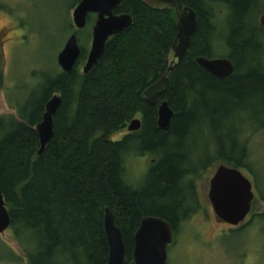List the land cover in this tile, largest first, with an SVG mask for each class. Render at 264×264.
<instances>
[{"label":"trees","instance_id":"16d2710c","mask_svg":"<svg viewBox=\"0 0 264 264\" xmlns=\"http://www.w3.org/2000/svg\"><path fill=\"white\" fill-rule=\"evenodd\" d=\"M177 1L196 13L197 29L171 72L174 10L121 0L114 14L131 16L133 24L108 40L87 75L79 72L88 55L82 38L85 32L91 38L95 15L88 16L84 30L73 31L81 55L72 73L47 78L38 87L40 97L32 92L17 105L18 120L0 117V191L11 219L8 230L28 264H106V208L123 234L126 264H133V238L145 217L166 220L176 234L179 223L194 213L187 208L192 192L182 185L190 172L184 140L192 127L210 116L217 122L231 120L230 130L236 133L233 120L247 102L264 107V27L257 22L264 0ZM221 49L226 56H214ZM198 57L228 58L234 72L227 79L214 78L196 64ZM165 75L159 101H167L174 116L161 130L157 108L143 94ZM3 85L0 67V91ZM54 94L62 97L54 137L39 156L35 128ZM136 118L142 122L140 131L111 140ZM229 141L228 151L219 143L214 161L247 167L246 143L239 146L237 137ZM135 154L153 157L141 188L129 182L125 167ZM0 248V260H17L10 247L0 243Z\"/></svg>","mask_w":264,"mask_h":264},{"label":"rangeland","instance_id":"374dc122","mask_svg":"<svg viewBox=\"0 0 264 264\" xmlns=\"http://www.w3.org/2000/svg\"><path fill=\"white\" fill-rule=\"evenodd\" d=\"M77 1L0 0V67L4 74L0 117L18 120L17 105H22L32 92L40 97L38 87L61 72L57 56L75 30L72 14ZM224 12L221 8L219 15ZM82 39L89 51L92 36L89 39V32H85ZM226 54V49L214 51L217 57ZM173 60L171 54L170 61ZM79 72L82 73V66ZM247 104L233 120L236 133L230 130L231 120L217 122L206 116L184 140L186 168L190 172L182 185L190 188L194 200L189 201L187 208L195 210L179 223L168 248L167 264H264V129L260 128L264 124V107L256 101ZM125 134L111 140H121ZM236 137L239 146L240 142L246 143L249 154L247 167L238 170L254 183L255 195L250 220L231 227L216 221L206 187L220 165L228 166L214 161L215 149L220 143L228 151L229 140L236 141ZM152 161L149 155L135 154L126 159L127 178L134 187L145 186ZM0 243L10 247L17 257L13 262L0 260V264H28L9 230L0 234Z\"/></svg>","mask_w":264,"mask_h":264},{"label":"water","instance_id":"95a60500","mask_svg":"<svg viewBox=\"0 0 264 264\" xmlns=\"http://www.w3.org/2000/svg\"><path fill=\"white\" fill-rule=\"evenodd\" d=\"M155 11L174 10L176 13V37L172 46L174 61L179 64L188 51L191 39L197 29V15L189 7H179L177 0H142ZM121 0H80L72 14L73 27L76 31L84 30L89 15H95L91 32V44L87 59L82 67V74L87 75L102 58L108 40L129 29L133 18L127 14L115 15ZM264 27V14L260 18ZM81 55L77 34L73 33L67 39L62 51L57 56V64L61 72L71 74ZM196 64L208 74L217 79H227L234 72V65L228 58L207 59L198 57ZM167 75L149 87L143 94L147 104L157 108V127L161 130L169 128L174 116L167 101H159L163 93L164 81ZM62 103V97L54 94L45 105V112L35 131L39 140L41 156L49 142L54 137V117ZM142 122L132 120L127 131L135 133L141 130ZM209 201L217 222L230 226L242 223L251 210L253 200L251 182L237 168L220 165L209 184ZM11 225L3 195L0 191V234ZM104 233L108 244V260L106 264H126L127 249L123 234L116 225L115 217L110 210H104ZM174 241V229L166 220L156 217H145L134 235L133 264H167L168 248Z\"/></svg>","mask_w":264,"mask_h":264},{"label":"flooded vegetation","instance_id":"af4514ba","mask_svg":"<svg viewBox=\"0 0 264 264\" xmlns=\"http://www.w3.org/2000/svg\"><path fill=\"white\" fill-rule=\"evenodd\" d=\"M176 62L177 60H173V62ZM172 62V63H173ZM83 67V66H82ZM126 134L128 133V134H130L128 131H127V129H126V132H125ZM125 134V135H126ZM124 135V136H125ZM214 176V175H213ZM213 178V177H212ZM211 178V179H212ZM211 181V180H210ZM250 181V180H249ZM251 182V181H250ZM209 184H210V182H209ZM251 184H252V192H254V183L253 182H251ZM209 188H210V186H208V187H206V191H207V194L209 195ZM254 195H255V193H253V198H254ZM192 198H193V196H192ZM208 198V197H207ZM193 200V199H192ZM208 201H209V199H208ZM193 202H194V200H193ZM208 203V202H207ZM209 203H210V201H209ZM211 204V203H210ZM212 207V206H211ZM251 209H252V203H251ZM250 217H252V215H251V210H250V212H249V214L246 216V218H245V220L242 222V223H240L239 225H241V224H244L248 219L250 220ZM238 225V226H239ZM230 226V225H229ZM232 227V226H231Z\"/></svg>","mask_w":264,"mask_h":264}]
</instances>
